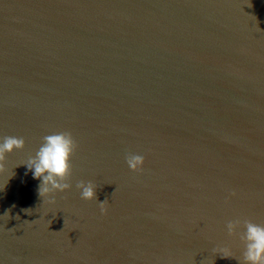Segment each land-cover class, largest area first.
I'll use <instances>...</instances> for the list:
<instances>
[{
	"label": "water",
	"instance_id": "obj_1",
	"mask_svg": "<svg viewBox=\"0 0 264 264\" xmlns=\"http://www.w3.org/2000/svg\"><path fill=\"white\" fill-rule=\"evenodd\" d=\"M62 131L72 187L41 197L24 163ZM3 136L25 146L0 264H240L227 222L264 225V0H0Z\"/></svg>",
	"mask_w": 264,
	"mask_h": 264
},
{
	"label": "clouds",
	"instance_id": "obj_2",
	"mask_svg": "<svg viewBox=\"0 0 264 264\" xmlns=\"http://www.w3.org/2000/svg\"><path fill=\"white\" fill-rule=\"evenodd\" d=\"M24 146L25 139L23 137H0V169L3 168L6 153L22 149ZM76 148V142L70 132H55L44 136L43 143L36 151L35 156L30 157L24 163L32 173L33 178L40 182L38 192L41 197H51L56 192L71 189L72 185L69 183L72 172L71 159ZM127 165L134 172L142 171L145 165V156L140 154L129 155ZM76 187L80 190L82 199L97 200V188L93 182L80 181ZM105 203L106 201L100 202L102 211H106ZM241 225H243L244 230L239 233V236L244 248L242 259L239 260L240 264H264V225L254 223L251 220H244L243 222L239 219L229 220L227 222L228 234L236 235ZM222 251L230 253V249L227 247H223Z\"/></svg>",
	"mask_w": 264,
	"mask_h": 264
}]
</instances>
